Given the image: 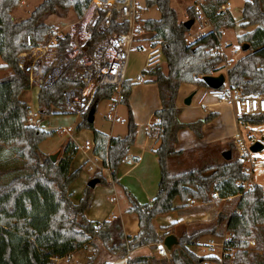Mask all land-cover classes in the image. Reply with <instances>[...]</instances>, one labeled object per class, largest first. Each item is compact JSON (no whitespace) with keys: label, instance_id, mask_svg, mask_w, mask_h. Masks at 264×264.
<instances>
[{"label":"trees","instance_id":"1","mask_svg":"<svg viewBox=\"0 0 264 264\" xmlns=\"http://www.w3.org/2000/svg\"><path fill=\"white\" fill-rule=\"evenodd\" d=\"M229 0H202L201 10L208 18L211 28L188 40L190 29L178 20L176 10L170 0H144L146 8L155 7L159 18H148L143 22L150 38L158 42L164 56V70H157L152 77L156 84L160 108L153 112L156 120L151 124L149 136L158 143L153 150L159 166L157 192L152 201L139 202L133 195L125 192L129 207L126 210L137 218L138 231L129 236L122 232L118 217L102 222L88 220L84 212L90 206L92 189L85 186L82 197L77 203L71 200L69 185L79 177L81 167L70 170L77 153L73 142H67L61 156L52 162L48 155L40 152L39 144L53 134L41 126L27 123L28 103L21 98L24 91L33 83L21 66L20 54L49 44L58 52L70 47V35L62 37L54 34V28L46 23L50 15L72 9L80 18L89 0H42L29 16L15 20L12 10L20 0H0V69H10L11 73L0 78V149L6 148L13 153L11 171L0 173V264H54V259L62 258L87 246H100L101 250L116 258H124L127 251L135 250L164 239L171 234L167 226L157 227L154 220L176 210L189 199L202 203L211 200V193L217 192L223 199L237 195L236 209L226 213L219 212L215 222L206 228L176 236L178 244L169 250L166 258L152 255L135 256L128 264H200L205 257L190 249L205 234H229L223 243L224 261L222 264H264V190L256 185L251 191L243 192L236 182L246 179L242 163L238 158L203 162L196 167L173 172L168 161L181 154L177 150L178 132L188 128L198 138L202 136L203 124L214 117L210 112L191 123L178 120L180 108L176 106L178 90L182 84L206 86L201 77L215 75L226 60L220 50L222 30L234 25L229 10L221 8ZM100 11L97 25L104 17ZM189 19L195 22L196 11L193 5L187 8ZM188 20V19H187ZM185 21V20H184ZM240 27L251 30L238 37V43L248 44L247 52L235 61L227 71V82L233 89L245 94L264 95V9L262 0H244L241 10ZM127 24L118 22L115 14L104 33L125 32ZM55 39L51 45L49 40ZM104 34L96 26L90 30L87 51L92 53ZM83 66L74 58L55 78L37 87V115L49 116L66 113V89L84 85L81 75ZM134 82L126 79L120 91L119 102L126 106V133L123 136H110L94 128L87 120L91 107L96 108L102 100H111L115 89L103 86L95 89L88 110L76 125V130L89 129L93 134L92 154L101 160L115 179L123 156L134 144L137 124L128 102ZM238 120L250 125L264 124V112L244 114ZM264 136V132H263ZM233 147V145H230ZM17 159V160H16ZM14 161H18L15 162ZM3 165H1L2 167ZM2 176V177H1ZM97 178L98 183L107 181L101 172L94 173L89 179ZM1 180V179H0ZM175 201H179L176 205ZM224 223V231L218 228ZM253 238L261 252H248L246 240ZM235 249L230 259L229 251ZM230 261V262H229ZM87 264H101L95 251Z\"/></svg>","mask_w":264,"mask_h":264},{"label":"rangeland","instance_id":"2","mask_svg":"<svg viewBox=\"0 0 264 264\" xmlns=\"http://www.w3.org/2000/svg\"><path fill=\"white\" fill-rule=\"evenodd\" d=\"M41 1L42 0H24V2L18 5V7L12 12V15L15 17L16 20L26 18L29 16L32 9L37 6ZM135 1L137 3V9L134 20L137 27L135 28L137 30V32L135 33V37L138 40L149 41L151 33L145 30L143 22L145 19L148 18H159V11L155 7L146 8L144 0ZM229 2L231 4L229 11L234 19V25L232 27H227L224 29L225 31L220 41L222 45H226V47L224 48L228 56L232 57L233 55L239 53L243 56L247 51H242L241 44L238 43V37L243 33L251 30L253 27H248L246 29H242L240 27L241 10L244 0H229ZM262 2L264 9V0H262ZM193 3V0H170V5L175 8L179 21L189 19L187 14V8L193 5ZM89 5L87 6L84 14L80 18H77L73 10L69 9L68 11L61 12L59 14L50 15L45 19L46 23H49L53 26L54 34L56 36L62 37L66 33L70 35V47L65 52H58L55 50V48L47 44L46 46L49 49H52L54 51V54H51L50 52L47 53V57H45L46 51L41 50L39 52L37 51L38 53L35 54L34 57H25L23 59L21 58V66L28 75L32 73L33 69L38 68V66H42L41 71L43 72V76L45 77L47 75L48 79L46 81L45 79H42L41 82L49 83L55 80V78L69 65V63L74 58L78 59V62L83 66L80 72L81 75H84L86 73H89L90 71H93V69L96 68L101 61H104L105 59H108L110 57V38L100 28L101 21L98 25L96 24L97 18L99 17L95 8L96 6L94 4H91L90 6ZM95 26L97 30L101 31L104 34V38L100 40V42L97 44V47L92 53H88L86 52L87 41L90 35V30ZM202 26L203 23L201 22L195 21L193 23L188 33L189 41L193 40V38L197 35V32L200 31V28ZM49 43H51V45L55 43L54 37L49 40ZM220 50L222 51L221 46ZM57 54H60L59 57L61 58H59V62L55 64L53 59L54 57H56ZM226 54V60L222 63L218 72L215 75L219 73L225 74V66H231L230 62H228ZM52 57L53 59H50ZM143 60V53L138 52L136 50H132L129 53L126 70L127 79L135 77L141 71ZM0 63H2L1 59ZM164 68L165 63H163L162 66L158 69L164 70ZM41 82L36 83L35 81H32L33 86L29 89L28 92V105L30 107H35L36 111L37 87ZM152 85L153 84L151 83L135 84L133 87V91H131L130 93L129 102L131 105V109L135 112V114H137L139 121L145 120L148 113V109L152 104L151 95L147 94L146 96H144L143 91L140 89L141 87H150ZM196 88L198 89V92L193 97L192 102L190 101L189 104H185L183 101L181 103L183 112H179L178 120L182 123H191L202 119L210 110L208 107H206L205 103L211 100L217 101L216 97L207 94L206 86L201 87L196 85ZM183 91H185V89H183L182 92ZM203 92L204 103L198 102ZM22 96H24V94ZM115 101L116 93H114L112 100H102L97 104L94 111L93 120V125L96 129L104 131L108 130V128L112 124L111 119L106 117V114L108 112H110L111 114H115L116 119L117 116L120 118L122 116L126 117V106L120 102ZM218 103H221L220 105L216 106V109L221 111V134L225 135L226 138L223 140L215 141L216 135L213 130L215 127L214 125H211V128H208V132L204 131L203 144H199L192 149L184 150L181 154L170 158V160L168 161L170 171L177 172L190 167H196L202 164L203 162H211L212 160L214 162H220L221 160H223L222 153L224 151H228L230 147L232 149V156L234 158H237L233 140V135L237 130H241L242 136L247 146H250L255 141L262 140V137L264 138V124L250 125L244 122L241 123V121L237 119V116L235 115L233 106L231 104L222 102ZM113 104L115 105V107H113ZM202 104L204 105V107ZM88 107L80 111L79 109H75L74 107L70 106L69 103L66 102L65 114L49 116L37 115V126H41L45 130H53V134L46 137L39 144L40 152L43 155H49L59 151V154L57 156L58 159L61 156L64 146L67 142H73L75 139L78 143L81 144L86 139L91 140L92 133L91 131H89V129L76 130L77 123L86 113ZM113 128L115 132L124 131V119L122 122L117 119V122L113 123ZM227 136H230V138H227ZM262 143L264 145V139L262 140ZM230 145H233V147ZM10 154L13 155L11 152ZM250 155L256 158L257 160H264V148L258 152H251ZM15 162L18 161H14V163ZM10 163H12V160H10ZM241 163L243 169L247 167L243 162ZM118 167L120 169L128 166L125 164H120ZM73 169V166H70V170L72 171ZM253 169L254 171L253 174H251V177L254 178V181L257 185L264 186V167L256 166ZM97 172H101V169L96 167L93 174ZM12 173H17V171H14ZM97 186H100V184L98 183ZM237 198V196H233L230 198L221 199L219 197H213L211 193V200L207 203H202L199 200L198 204H195L189 199L185 202V204L177 208L174 213H168L164 216L155 218L154 223L155 226H159L160 224H166L168 231L171 234H174L175 236H179L184 232L191 233L197 229L210 227L215 222L219 212L226 213L235 210L237 205ZM175 203L176 205H178L179 201H175ZM218 228L221 231H224V223L221 222L220 225H218ZM128 229L129 228H126L127 232H129ZM228 237L229 234L226 232H224L223 235L205 234L198 239L196 245L190 246V249H192V251L195 252L197 255L205 257L206 259H204L203 261H206L209 264H222L224 261V254L226 252L224 250L221 251L220 242H222L223 239H227ZM210 241L217 242L218 244L210 248L208 246ZM249 241H253V245L250 244ZM245 249L248 252H261V247L258 246V244L253 238H249L246 240ZM95 251L97 252L98 261H100L101 264L126 263V258H116L114 256L109 255L106 251L101 250L99 245H97L96 247H91L87 244V246H85L84 248H80L70 253L69 255H66L62 258L54 259V264H87L88 258ZM234 252L235 249H232L231 253L229 254L230 259L233 257ZM141 255H152L156 258L158 257L156 251H150L145 246L136 250L133 255L131 254V257ZM168 255H170V252H168ZM168 258H166L165 260H168Z\"/></svg>","mask_w":264,"mask_h":264},{"label":"built area","instance_id":"3","mask_svg":"<svg viewBox=\"0 0 264 264\" xmlns=\"http://www.w3.org/2000/svg\"><path fill=\"white\" fill-rule=\"evenodd\" d=\"M193 7L196 10V22L203 23V26L200 28V31L197 32V35L202 33L206 29H210V22L208 18L203 14L201 10L202 0H193ZM90 5L94 4L99 15V11H104V17L101 19L100 28L102 31H106L111 22L112 14H115L116 20L118 22H125L127 24V30L125 32H113L111 34H107L110 38V52L111 55L108 59L101 61L93 71L82 75V80L84 85L77 87H70L66 89V101L70 106L75 109H79L80 111L87 108L92 99L93 93L96 88L103 86H111L115 89L116 93V102H119L120 91L122 88L123 82L126 78V70H127V61L129 53L132 50H136L144 54V60L142 64L141 71L133 78L129 79L134 83H144L150 79H152V75L159 70L164 62V56L161 52L160 45L158 42H155L151 38L149 41L138 40L135 37V33L137 30L135 20V13L137 9V3L135 0H90ZM88 3V5H89ZM89 5V6H90ZM230 3H226L222 6L221 10H229ZM223 34V32H222ZM196 35V36H197ZM195 36V37H196ZM230 65L225 66V80L224 84L218 88H210L207 87V94L210 96H214L217 98V102L229 103L233 106L235 115L238 117L244 114H255L264 112V95L260 94H245L242 93L238 89H233L229 86L227 82V71ZM30 81H35L36 83L41 82L42 79L45 81L48 79V76H43V72L40 69H33L32 73L29 74ZM27 114V123L30 125H37V111L35 107L28 106L26 110ZM106 117L111 119L112 122H116V116L108 112ZM240 121V120H239ZM241 123H243L241 121ZM242 126V125H241ZM234 147L236 149L237 158L247 166L243 169L245 174H247L246 179H240L236 182L237 186L241 187L243 192L251 191L257 184L252 178L251 174H253L254 167L262 166L264 167V160H257L256 158L250 155L251 150L249 146L246 145L244 138L242 136L241 130H237L233 135ZM73 148L85 155L87 152L92 153L93 149V139H86L83 143H78L77 141H73ZM95 158H98L95 156ZM140 161V157L137 155H131L130 153H126L121 162L128 164L130 166H135ZM95 167L96 165L93 164ZM91 170V168H89ZM260 186V185H259ZM264 190V186H261ZM241 194V193H239ZM237 194V195H239ZM236 195V196H237ZM213 197H218L217 192L212 193ZM233 196H229L230 198ZM154 197L151 198V201ZM193 203H198L199 200L191 199ZM200 204V203H199ZM228 239V238H227ZM226 239H223L220 242L221 251L224 250L223 243ZM250 244L253 245V241H249ZM217 242L210 241L209 247H214ZM149 250L156 251L158 257L168 258L167 248L165 247L163 240L150 243L146 245ZM131 251H127L126 263L128 264V259L130 257ZM231 251H229V254ZM110 264V263H106ZM200 264H209L206 261L201 262Z\"/></svg>","mask_w":264,"mask_h":264},{"label":"crops","instance_id":"4","mask_svg":"<svg viewBox=\"0 0 264 264\" xmlns=\"http://www.w3.org/2000/svg\"><path fill=\"white\" fill-rule=\"evenodd\" d=\"M23 2L24 0H21V2H19L18 5L22 4ZM18 5L12 10V12L18 7ZM230 7H231V4H230ZM13 18L15 19L14 16ZM224 29L222 30L223 34L225 31ZM205 31H207V29ZM220 46H221L222 52L226 54L225 48H224L226 47V45L225 46L222 45L220 41ZM41 50L46 51L45 57H47V53L51 52V54L52 53L54 54V51L52 49H49L47 46H42V47H37L29 52L22 53L20 54V57L22 59L25 57L31 58V57H34V55L37 54ZM60 54H57L56 57H54V59L53 57L50 59H53L54 63L56 64L59 62L58 59L61 58L59 57ZM226 56H227L228 62H230V64L232 65L242 55H240V53L235 54L232 56L234 59L231 56H228L227 54ZM2 64L3 62L0 63V65ZM41 67L42 66H38V68L36 69L42 70ZM10 73H11L10 69H0V78L7 76ZM146 83H151L153 85L150 87H141L140 89L143 91L144 96H146L147 94H150L152 97V104L150 108L148 109V113H147L145 120L139 121L137 114H135V112L131 109L134 120L137 124V129H136L137 132H136L135 142L129 148L128 153H130L131 155H137L140 157V161L138 162V164L135 166H130L128 164L121 162V164H125L128 167L120 168V169L118 167L116 171V177L115 179H113L111 177L110 170L102 166L101 160L99 158H95V156L90 152H87L85 155H82L81 153L77 152L71 163V166H73L74 169L77 167H81L80 174H79V177L76 180H74L68 187V191L71 194L72 202L77 203L82 197L86 183L89 180V178L93 175V172L95 171L96 167L100 168L101 173L103 177H105L107 183L106 184L99 183L100 186H97L98 184L97 183L93 187L92 200H91L90 206L85 210L84 215L88 220L99 221V222H102L104 220H107L113 217H118L121 222L123 234L129 235V236L136 234V232L138 231V226H137L136 216L126 211L129 207V203H128L125 192L127 191L128 193L133 195L139 202L150 201V198L153 197L155 193L157 192V186L159 182V166H158L156 155L153 152V150L157 147L158 143L155 141V138L149 136L150 126L152 123L156 121L153 117V112L156 109L160 108L158 90H157L156 84L152 82V80L150 79L144 83H134L131 87V91H133V87L135 84H146ZM183 89H185L186 92L185 91L182 92ZM28 92L29 90L24 91L22 93V95L24 94V96L21 95L22 99H24L27 103H28ZM197 92H198V89L196 88V85H192V84L180 85L179 90H178V95L176 98V106L180 108V111L183 112L181 103L184 101V99L188 97L189 95H192L191 100H190L192 102L193 97L195 96V94H197ZM129 97H128V102H129ZM198 102L204 103V92L200 96ZM220 104L221 103H218L215 100L214 101L211 100L205 103L206 107L210 109L209 112L206 113V115L210 112L215 113L213 119L203 124L202 136L200 138L196 137L194 133L188 128L181 129L178 132L177 143L175 145L177 150H181V153H182L184 150L192 149L199 144H203L204 143V131L208 132L209 129L211 128V125H214L215 127L213 129L216 135L215 141L223 140L226 138L225 135L221 134L222 133V126L220 123L221 122L220 121L221 111L216 109V106ZM129 105H130V102H129ZM113 107H115L114 104H113ZM206 115L204 117H206ZM126 116H127V112H126ZM204 117L202 119H204ZM121 118L117 116V119H119V121L122 122L123 119L125 121L124 131H120V132L114 131L113 123H116L117 121L112 122L108 130L106 131L99 130V131H102L110 136H117V135L123 136L126 133V117L122 116ZM89 131H91L92 133V130H89ZM91 138L93 139V134ZM227 138H230V136H227ZM12 157L13 155L10 154V150L6 148L0 149V173L6 174V173L12 172L10 163L6 162L4 164L2 162L5 158L7 160H10ZM93 164H95L96 166L94 167ZM1 165L3 166L1 167ZM89 168H91V170H89ZM0 179H1L0 181H5L4 180L5 178L3 179L0 178ZM195 204H198V203H195ZM174 211H172L171 213H174ZM161 226H166V224H160L157 227H161ZM126 228H129L128 229L129 232H127ZM142 247L132 250L130 253V257H131V254L133 255L136 250ZM157 258H161V257H157Z\"/></svg>","mask_w":264,"mask_h":264},{"label":"water","instance_id":"5","mask_svg":"<svg viewBox=\"0 0 264 264\" xmlns=\"http://www.w3.org/2000/svg\"><path fill=\"white\" fill-rule=\"evenodd\" d=\"M184 26L187 29H190V27L193 25L194 20L193 19H188L183 21ZM241 49L242 51H247L248 50V44L247 43H243L241 45ZM202 81L205 83L206 87H210V88H218L221 87L224 84V80L225 77L222 73H219L217 75H204L201 77ZM191 96L189 95L188 97H186L184 99V103L185 104H189L190 100H191ZM94 111L95 108L91 107L88 111V115H87V120L89 122H93L94 120ZM262 140L264 139L263 137L261 138ZM262 140L259 141H255L254 143H252L249 146V149L251 150V152H258L261 151L264 148V145L262 143ZM59 154V151L53 153V154H49V158L52 162L56 161V158ZM230 151H224L222 153V157L224 159H229L230 158ZM98 183V179L97 178H91L87 181L86 185L93 188L96 184ZM163 243L165 245V247L167 248V250L172 249V247L176 246L178 244V239L174 234H168L167 236L164 237L163 239Z\"/></svg>","mask_w":264,"mask_h":264}]
</instances>
